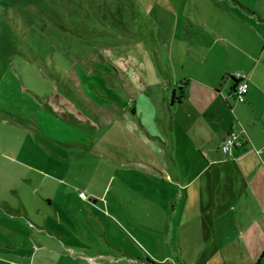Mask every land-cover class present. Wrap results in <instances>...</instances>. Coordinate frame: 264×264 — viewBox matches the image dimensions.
Instances as JSON below:
<instances>
[{
    "label": "rangeland",
    "instance_id": "374dc122",
    "mask_svg": "<svg viewBox=\"0 0 264 264\" xmlns=\"http://www.w3.org/2000/svg\"><path fill=\"white\" fill-rule=\"evenodd\" d=\"M243 8L264 15V0H0V242L39 264L164 257L137 136L163 141L168 76L179 93L234 51L227 38L258 45Z\"/></svg>",
    "mask_w": 264,
    "mask_h": 264
},
{
    "label": "crops",
    "instance_id": "0c3cea01",
    "mask_svg": "<svg viewBox=\"0 0 264 264\" xmlns=\"http://www.w3.org/2000/svg\"><path fill=\"white\" fill-rule=\"evenodd\" d=\"M243 9L264 32V15ZM259 34L257 46L227 38L234 51L216 60L213 69L202 59L196 71L187 73L179 93L168 76L170 87L161 96L170 118L165 135L159 134L163 141L141 135L137 141L153 164L149 198L155 207H165L169 246L156 261L127 254L126 264H264V35ZM243 75L249 89L240 103L234 90ZM131 123L127 126L133 130ZM232 132L243 133L245 142L224 153V140ZM162 193L164 198L157 197ZM156 229L152 223L151 230ZM26 248L1 241L0 264H39L23 253ZM13 253L23 263L11 260ZM101 255L107 262L124 258L122 251L119 257Z\"/></svg>",
    "mask_w": 264,
    "mask_h": 264
},
{
    "label": "built area",
    "instance_id": "2783aa9c",
    "mask_svg": "<svg viewBox=\"0 0 264 264\" xmlns=\"http://www.w3.org/2000/svg\"><path fill=\"white\" fill-rule=\"evenodd\" d=\"M249 84L247 82L246 77L240 76V79L237 81L235 86V98L238 102L242 103L245 101L246 94L248 93ZM245 142V136L243 133H230L224 140L222 151L224 153L230 152L234 148L241 147ZM82 197H85L84 193H81ZM169 261V260H168ZM167 263V262H165Z\"/></svg>",
    "mask_w": 264,
    "mask_h": 264
},
{
    "label": "trees",
    "instance_id": "16d2710c",
    "mask_svg": "<svg viewBox=\"0 0 264 264\" xmlns=\"http://www.w3.org/2000/svg\"><path fill=\"white\" fill-rule=\"evenodd\" d=\"M236 81H237V80H236ZM177 100H178V101H180V100H181V98L179 97Z\"/></svg>",
    "mask_w": 264,
    "mask_h": 264
}]
</instances>
